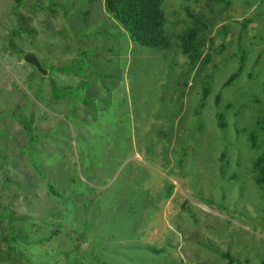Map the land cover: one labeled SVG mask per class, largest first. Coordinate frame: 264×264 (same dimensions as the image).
<instances>
[{"label": "rangeland", "instance_id": "obj_1", "mask_svg": "<svg viewBox=\"0 0 264 264\" xmlns=\"http://www.w3.org/2000/svg\"><path fill=\"white\" fill-rule=\"evenodd\" d=\"M25 4L12 49L0 0V264H264V0H165L154 49L106 0Z\"/></svg>", "mask_w": 264, "mask_h": 264}, {"label": "trees", "instance_id": "obj_2", "mask_svg": "<svg viewBox=\"0 0 264 264\" xmlns=\"http://www.w3.org/2000/svg\"><path fill=\"white\" fill-rule=\"evenodd\" d=\"M15 7L13 9L14 14L17 17V27L9 35V46L15 48L13 37L17 36L23 28L24 18L19 12L20 8L29 7L25 4V0H14ZM165 0H106L108 13L119 22L124 30L129 33L130 38L136 44L144 48H161L169 45V38L167 36V18L164 11ZM43 7V6H42ZM201 30L196 27H187L182 31L180 41L182 42V51L184 54L189 55L192 59L199 57V48L202 44L198 35ZM20 52V51H19ZM57 69L58 71H69L70 65L58 68L55 66L51 67V71ZM109 75L108 77H110ZM232 79V77H231ZM53 93L55 97L61 98L65 94L75 97L77 90H69L70 87L57 88L52 82ZM72 109L75 111V107L72 105ZM73 111V112H74ZM219 118H223V115H218ZM27 126V124H25ZM262 130L264 131V123ZM255 138V137H252ZM260 165V162H258ZM51 190L54 194L53 187L50 185ZM58 194V193H57ZM6 216V215H0ZM10 223L12 219L9 218ZM11 233L14 235L15 230L11 227ZM50 237H48L49 239Z\"/></svg>", "mask_w": 264, "mask_h": 264}, {"label": "water", "instance_id": "obj_3", "mask_svg": "<svg viewBox=\"0 0 264 264\" xmlns=\"http://www.w3.org/2000/svg\"><path fill=\"white\" fill-rule=\"evenodd\" d=\"M24 59L26 62L30 63L31 65L35 66L36 68H38L39 70H43L41 67V63L38 60V58L36 56H34L33 54H25L24 55ZM253 223L258 226L261 230L264 231V221L263 220H256L253 221Z\"/></svg>", "mask_w": 264, "mask_h": 264}]
</instances>
